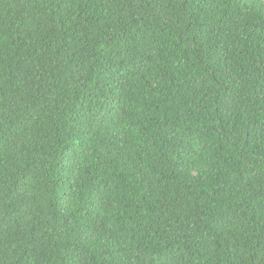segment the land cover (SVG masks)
<instances>
[{
	"label": "trees",
	"instance_id": "16d2710c",
	"mask_svg": "<svg viewBox=\"0 0 264 264\" xmlns=\"http://www.w3.org/2000/svg\"><path fill=\"white\" fill-rule=\"evenodd\" d=\"M0 264H264V0H0Z\"/></svg>",
	"mask_w": 264,
	"mask_h": 264
}]
</instances>
